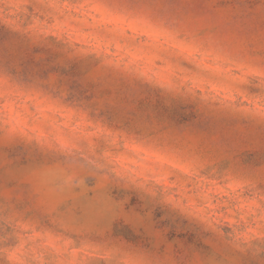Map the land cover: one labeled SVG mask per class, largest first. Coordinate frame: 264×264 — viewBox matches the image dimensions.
<instances>
[{
    "label": "rangeland",
    "instance_id": "rangeland-1",
    "mask_svg": "<svg viewBox=\"0 0 264 264\" xmlns=\"http://www.w3.org/2000/svg\"><path fill=\"white\" fill-rule=\"evenodd\" d=\"M0 264H264V0H0Z\"/></svg>",
    "mask_w": 264,
    "mask_h": 264
}]
</instances>
